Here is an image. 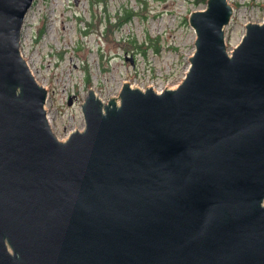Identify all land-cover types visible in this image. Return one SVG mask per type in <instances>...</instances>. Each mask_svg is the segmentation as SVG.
I'll return each instance as SVG.
<instances>
[{"label":"water","instance_id":"obj_1","mask_svg":"<svg viewBox=\"0 0 264 264\" xmlns=\"http://www.w3.org/2000/svg\"><path fill=\"white\" fill-rule=\"evenodd\" d=\"M32 3L0 0V264H264V17L229 52L233 7L206 0L175 87H89L59 139L20 53Z\"/></svg>","mask_w":264,"mask_h":264},{"label":"rangeland","instance_id":"obj_2","mask_svg":"<svg viewBox=\"0 0 264 264\" xmlns=\"http://www.w3.org/2000/svg\"><path fill=\"white\" fill-rule=\"evenodd\" d=\"M227 1L233 7L231 20L225 26L230 52L245 32V23L260 22L264 17V0ZM33 3V13L29 10L27 17L34 21V13H39L40 18L34 21L32 30L25 28L28 43L23 52L36 80L47 87L44 104L47 119L59 139L83 127L80 104L89 87L106 101L118 95L123 82L141 89L150 86L157 91L175 87L185 76L194 50L195 33L188 22L189 12L206 5L202 0L197 3L195 0H99L106 3L111 16L124 8L135 12L113 34L125 39L134 36L145 44L150 41L153 44L156 39L158 48L150 43L142 53L135 48L125 51L114 42L106 44L94 32H82L83 24L76 15L90 19L89 0H78L77 4L73 0L68 4L67 0H33ZM101 9L100 5L99 13ZM40 28L43 32L39 36ZM128 57H132V62ZM86 74L89 85L85 82ZM69 96H72L71 104L67 103Z\"/></svg>","mask_w":264,"mask_h":264},{"label":"trees","instance_id":"obj_3","mask_svg":"<svg viewBox=\"0 0 264 264\" xmlns=\"http://www.w3.org/2000/svg\"><path fill=\"white\" fill-rule=\"evenodd\" d=\"M200 0H195V2H199ZM206 1V0H202ZM102 6V9L99 13V7ZM89 13H90V19L86 20L85 23V29L83 30L84 33L94 32L101 38V40L105 41L106 44H109L110 42H114L112 44L119 45L123 48V50L128 49H139L142 53H145L146 48L149 46L148 44L151 43V41L148 44H145V41L138 42L136 37L132 36L128 39H125L123 36L116 37L113 32L115 29H119L124 23H127L130 21L132 16L135 14V12L131 9L124 8L122 12H118V10L114 13V15H110L107 11V5L106 3H99V0H89ZM102 16H101V15ZM102 27V29H100ZM43 32V28L39 29V33L41 34ZM154 47L158 48V42L156 39L153 41ZM151 43V45H153ZM132 46V47H131ZM98 48H101L100 44ZM100 53V52H99ZM102 56L103 54L100 53ZM85 82L87 85L90 84V78L89 74H86Z\"/></svg>","mask_w":264,"mask_h":264},{"label":"built area","instance_id":"obj_4","mask_svg":"<svg viewBox=\"0 0 264 264\" xmlns=\"http://www.w3.org/2000/svg\"><path fill=\"white\" fill-rule=\"evenodd\" d=\"M69 1H71V0H67V4L69 3ZM77 1L78 0H76V1L73 0V3L74 4H77ZM32 7H33V5L28 9L27 13L25 14L24 20H23L22 29H21V33H20V39H19V41H20L19 47H20V53H21V55L24 57V59L26 60L27 64L29 65V68L31 69L32 73L34 74V70H33L32 66L30 65V63H29L30 61H29L27 55L25 54V52H23L25 45H27V43H28L27 40H26V37L24 35L25 28L27 27V28H30L32 30V25L36 22L37 19L39 20V18H40V14L39 13H34V21L35 22L34 21H29V18L27 17V15L29 14L30 11H31L30 14L33 13V10L34 9H32ZM88 13H89V8H88ZM81 16H82V14H78L77 13L76 18L78 19L79 22H81L83 24V30H84L85 27H86L85 26L86 20L89 18V16H88V18H82ZM83 30H82V32H83ZM40 35L41 34H39V36ZM31 41H32V39L29 40V44L31 43ZM47 94H48V92H47ZM102 101H106V99L105 100H102ZM46 116H47V113H46Z\"/></svg>","mask_w":264,"mask_h":264},{"label":"bare ground","instance_id":"obj_5","mask_svg":"<svg viewBox=\"0 0 264 264\" xmlns=\"http://www.w3.org/2000/svg\"><path fill=\"white\" fill-rule=\"evenodd\" d=\"M45 106V105H44ZM47 117V116H46Z\"/></svg>","mask_w":264,"mask_h":264}]
</instances>
